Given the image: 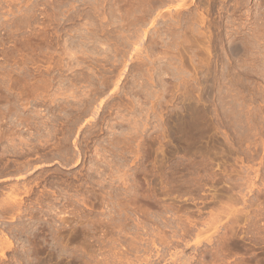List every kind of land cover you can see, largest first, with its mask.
I'll return each mask as SVG.
<instances>
[{
	"label": "rangeland",
	"instance_id": "rangeland-1",
	"mask_svg": "<svg viewBox=\"0 0 264 264\" xmlns=\"http://www.w3.org/2000/svg\"><path fill=\"white\" fill-rule=\"evenodd\" d=\"M0 264H264V0H0Z\"/></svg>",
	"mask_w": 264,
	"mask_h": 264
}]
</instances>
